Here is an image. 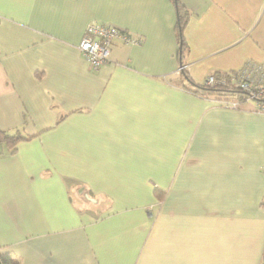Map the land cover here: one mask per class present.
Here are the masks:
<instances>
[{
  "label": "crops",
  "instance_id": "0c3cea01",
  "mask_svg": "<svg viewBox=\"0 0 264 264\" xmlns=\"http://www.w3.org/2000/svg\"><path fill=\"white\" fill-rule=\"evenodd\" d=\"M0 0V254L20 264H263L264 113L185 88L264 60V0ZM91 23L116 39L91 71ZM156 191L159 195H156Z\"/></svg>",
  "mask_w": 264,
  "mask_h": 264
},
{
  "label": "built area",
  "instance_id": "2783aa9c",
  "mask_svg": "<svg viewBox=\"0 0 264 264\" xmlns=\"http://www.w3.org/2000/svg\"><path fill=\"white\" fill-rule=\"evenodd\" d=\"M116 39L129 45L140 43V40L115 26L101 23H91L87 26L78 50L91 71L99 70L110 60L111 46ZM204 85L212 88L223 86L228 89H238L245 94L246 102L253 103L257 111L264 113V60L262 62L249 61L240 71L231 74L229 78L212 74L206 78ZM218 101L227 108L241 107L237 99Z\"/></svg>",
  "mask_w": 264,
  "mask_h": 264
},
{
  "label": "trees",
  "instance_id": "16d2710c",
  "mask_svg": "<svg viewBox=\"0 0 264 264\" xmlns=\"http://www.w3.org/2000/svg\"><path fill=\"white\" fill-rule=\"evenodd\" d=\"M174 1L176 3L177 13H178L177 33L180 44V57L184 58V53L187 49L186 48L187 45L184 38V30L188 23L189 11L183 5H181L178 0H174ZM181 75L184 78V81L186 82L185 88L196 95L207 98H213L216 100L237 99L240 102L241 106L244 102H246L245 94L238 89H234V88L228 89L223 86H217L212 88L206 85L196 84L189 76L186 70H181ZM31 138L32 137H23L18 133L15 135H8L5 132L0 131V144L3 143L7 145L12 154L15 153L16 145L19 142L30 140ZM157 194L159 195L158 191H156V195ZM263 206H264V202H263ZM0 264H20V261L10 254H5V255L0 254Z\"/></svg>",
  "mask_w": 264,
  "mask_h": 264
},
{
  "label": "rangeland",
  "instance_id": "374dc122",
  "mask_svg": "<svg viewBox=\"0 0 264 264\" xmlns=\"http://www.w3.org/2000/svg\"><path fill=\"white\" fill-rule=\"evenodd\" d=\"M183 69L182 70H184L185 68L184 67H182Z\"/></svg>",
  "mask_w": 264,
  "mask_h": 264
}]
</instances>
